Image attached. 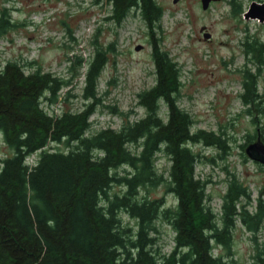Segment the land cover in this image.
<instances>
[{"label":"trees","instance_id":"16d2710c","mask_svg":"<svg viewBox=\"0 0 264 264\" xmlns=\"http://www.w3.org/2000/svg\"><path fill=\"white\" fill-rule=\"evenodd\" d=\"M107 2L109 19L121 23L130 9H138L149 30L163 13L154 0ZM12 26L8 15L0 16V33ZM150 44L154 83L138 94L144 115L118 129L93 133L90 116L108 60L104 51H96L84 75L83 96L90 102L81 110L60 114L48 113L42 102L57 100L62 78L39 68L25 71L17 61L0 63V134L12 150L0 163V264H228L213 248L229 246L237 205L248 193L230 180L219 227L206 204L207 181L195 172L199 155L192 145L225 149V138L192 129L191 115L177 101L180 68L156 39ZM243 46L257 70L262 69L264 42L246 37ZM257 81L256 73L244 70L239 97L254 123L264 112L258 107L264 95ZM61 143L66 149L50 146ZM159 152L169 161L166 176L156 167ZM32 154V161L26 162ZM121 166L130 170L119 174L116 169ZM161 184L175 197L173 207L145 195ZM113 185L121 192L110 193ZM260 200L256 221L246 217L242 207V222L251 230L257 229L263 213ZM122 210L135 219V230L123 223ZM158 218L174 232L168 253L152 248ZM253 264H264V250L256 252Z\"/></svg>","mask_w":264,"mask_h":264},{"label":"rangeland","instance_id":"374dc122","mask_svg":"<svg viewBox=\"0 0 264 264\" xmlns=\"http://www.w3.org/2000/svg\"><path fill=\"white\" fill-rule=\"evenodd\" d=\"M154 1L163 13L149 30L138 9H130L121 23L109 19L107 0H0V16L8 15L14 24L0 33V63L17 61L25 71L39 68L62 78L64 86L57 100L42 102L48 113L60 114L81 110L90 102L83 96L84 75L96 51H104L108 60L97 81L98 101L90 116L89 133H93L105 127L118 129L144 115L138 94L154 83L150 43L156 39L180 68L182 86L177 101L191 115L192 129L211 130L225 138V149L192 145L199 155L195 172L207 181L206 204L219 227L223 194L230 180L240 183L248 193L237 205L229 246H214L213 253L221 254L228 264H253L256 252L264 250V166L250 159L245 147L257 136L264 142V112L255 115L259 122L254 123L239 95L246 69L257 74V88L264 95V65L258 71L243 46L246 37L264 42V21L245 18L252 2L264 4V0H218L207 9L200 0ZM258 107L264 109V102ZM50 146L66 149L62 143ZM129 147L134 150L133 145ZM11 152L0 134V163ZM155 163L166 176L167 156L157 153ZM129 170L121 166L116 172ZM121 190L113 185L109 192ZM145 195L161 198L164 207L176 204L164 184L150 188ZM259 198L263 213L255 224L257 229L251 230L240 214L244 207L246 217L256 221ZM120 215L123 223L135 230V219L124 210ZM154 224L152 248L168 253L174 232L163 218Z\"/></svg>","mask_w":264,"mask_h":264},{"label":"water","instance_id":"95a60500","mask_svg":"<svg viewBox=\"0 0 264 264\" xmlns=\"http://www.w3.org/2000/svg\"><path fill=\"white\" fill-rule=\"evenodd\" d=\"M175 1V0H174ZM213 1H218V0H200L201 2V6L203 9H207L209 7V4ZM258 18L259 21H264V4H259L257 2H252L249 7L248 10L245 12V18ZM204 26H202L200 28V30H204ZM204 37L208 38L209 34L208 33H204ZM137 49H139L137 47ZM245 153L246 155L262 164L264 166V142L257 137V139L252 142L249 143L246 147H245Z\"/></svg>","mask_w":264,"mask_h":264}]
</instances>
